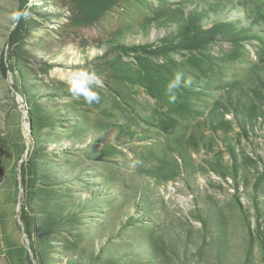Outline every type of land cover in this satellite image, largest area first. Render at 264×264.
<instances>
[{"label": "rangeland", "instance_id": "obj_1", "mask_svg": "<svg viewBox=\"0 0 264 264\" xmlns=\"http://www.w3.org/2000/svg\"><path fill=\"white\" fill-rule=\"evenodd\" d=\"M21 1L0 0V199L26 264H264V0H29L10 47ZM74 70L99 103L67 90Z\"/></svg>", "mask_w": 264, "mask_h": 264}, {"label": "clouds", "instance_id": "obj_2", "mask_svg": "<svg viewBox=\"0 0 264 264\" xmlns=\"http://www.w3.org/2000/svg\"><path fill=\"white\" fill-rule=\"evenodd\" d=\"M67 90L76 99H83L88 105L99 103L100 96L96 89L102 86V81L95 72L88 70L70 71L64 80ZM190 85V81L183 79L182 73H176L166 86V95L170 103L177 100V92L181 87ZM141 163L138 159L133 161L132 167H136Z\"/></svg>", "mask_w": 264, "mask_h": 264}, {"label": "crops", "instance_id": "obj_3", "mask_svg": "<svg viewBox=\"0 0 264 264\" xmlns=\"http://www.w3.org/2000/svg\"><path fill=\"white\" fill-rule=\"evenodd\" d=\"M8 132L4 136V141L10 142L12 144H19V148H21V144L23 143V138H16L14 135V138H7ZM9 139L10 141H7ZM9 144V143H6ZM14 159V157H13ZM11 160L10 164L5 168V170L2 168L4 172H11V170L15 167V161ZM2 173V172H1ZM16 174H14L15 177ZM14 177H12V183L14 182ZM17 205L16 202H14V198H3L0 199V228L2 232L3 242L2 247L4 248L5 254L9 255L11 261L13 264H26L27 259V249L24 247L25 245L22 244L20 232L17 230ZM11 231H10V230ZM12 233V234H10ZM14 234L15 238L17 237V244L15 248L11 246V243L9 241V236H12ZM13 237V236H12Z\"/></svg>", "mask_w": 264, "mask_h": 264}, {"label": "trees", "instance_id": "obj_4", "mask_svg": "<svg viewBox=\"0 0 264 264\" xmlns=\"http://www.w3.org/2000/svg\"><path fill=\"white\" fill-rule=\"evenodd\" d=\"M29 4V0H22L21 1V8H20V21H19V24L18 26L16 27V29L11 33L10 35V38H9V43L8 45L10 47H13L14 45L18 44L24 37V31L26 30V24H25V20L23 18V14H22V11L25 9V7ZM191 31H194V30H191ZM200 31V30H199ZM142 50L145 49V48H141ZM120 50L125 52V53H133V52H137V50H140V48H128V47H120ZM152 55H159V51H151L150 52ZM13 59H14V55L11 54L10 55V60L11 62H13ZM2 70H3V73L4 75H8V73L12 70V66H8L6 64V62H2ZM16 78V76H15ZM17 79V78H16ZM18 81L16 80L15 84L17 86V83ZM2 140H4V137L2 138ZM21 173H22V177H21V186L22 188H25L24 187V180L27 179V182L28 183V190H27V197L29 198V200L32 199V195L30 194L32 191H33V187L35 185V181L34 180H30L29 178L32 179V176L29 177V174L30 175H33L32 172H33V169L30 167L29 165V169H28V165H23L21 166ZM32 188L31 191H29V189ZM31 213L27 210L26 207H22V214H21V221H23L24 223V226H25V232L27 233V235L29 236V238L32 240L33 239V234H34V229H35V223L31 217ZM31 248L34 252V255H35V259H38V256H37V252L34 248L33 245H31ZM28 261H30V264H32V260L30 259V256L28 255Z\"/></svg>", "mask_w": 264, "mask_h": 264}, {"label": "water", "instance_id": "obj_5", "mask_svg": "<svg viewBox=\"0 0 264 264\" xmlns=\"http://www.w3.org/2000/svg\"><path fill=\"white\" fill-rule=\"evenodd\" d=\"M21 192H23V191L20 190V194H22ZM19 205L21 206V204H19ZM21 225L23 226V223H21ZM22 228L25 231V227L23 226ZM30 251H31V249H30Z\"/></svg>", "mask_w": 264, "mask_h": 264}, {"label": "bare ground", "instance_id": "obj_6", "mask_svg": "<svg viewBox=\"0 0 264 264\" xmlns=\"http://www.w3.org/2000/svg\"><path fill=\"white\" fill-rule=\"evenodd\" d=\"M25 129V128H24Z\"/></svg>", "mask_w": 264, "mask_h": 264}]
</instances>
